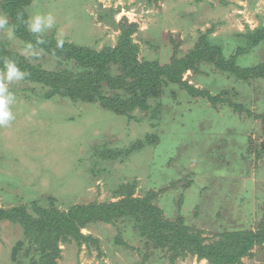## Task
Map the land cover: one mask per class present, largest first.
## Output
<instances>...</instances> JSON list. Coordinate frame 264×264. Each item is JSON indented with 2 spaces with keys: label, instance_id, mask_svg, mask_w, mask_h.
Listing matches in <instances>:
<instances>
[{
  "label": "rangeland",
  "instance_id": "rangeland-1",
  "mask_svg": "<svg viewBox=\"0 0 264 264\" xmlns=\"http://www.w3.org/2000/svg\"><path fill=\"white\" fill-rule=\"evenodd\" d=\"M49 13L55 17V26L44 34H55L68 42L97 50L116 44L120 30L115 26L125 17L129 22L138 23L142 30L141 34L134 35L140 42V57L155 59L160 49L158 45L169 44V33L177 40L178 37L182 39L181 49L185 51L195 45L200 31L212 29V37L229 39L237 32L246 31L248 26L255 29L264 25V0H33L28 7V19ZM8 29L12 30L10 24ZM0 39L16 53L33 57L32 62L44 69L66 66L55 56L28 49L27 44L16 36L9 40L6 30H0ZM149 42H154L157 47ZM249 57L250 60L242 59L241 64L263 62L264 47ZM189 77L191 79V72L185 74V78ZM7 86L15 95V102L11 105L14 119L8 125L0 126V207L9 209L24 204L33 211L34 201L48 206L52 196L60 209L69 210L73 204L117 200L121 197V194L116 197L120 185L137 181L135 196L150 190L160 192L166 216L176 217L173 204H177L180 194L172 191L175 188L171 191L169 188L177 173L173 171L184 164L181 157L174 165H165L170 153L159 154L151 147L136 152L128 160L107 163L101 159L100 163H93L94 149L104 145V141L109 147L123 148L144 138L147 133L155 132L156 128L149 120H143L138 114L141 120L129 122L126 117L96 103L74 102L61 97L43 98L47 89L25 79ZM262 87L256 91H242L237 101H264V84ZM211 92L219 93L215 89ZM192 106L201 111L211 104L200 101ZM258 108V105L252 106L253 110ZM215 110L222 122L230 124L231 136L239 124L246 128L255 145L250 140L227 138L223 149L216 142V154L223 156L219 163L199 166V160L204 162L205 158L198 157L190 161L189 170H182L185 175L194 173L196 168L209 170L208 174L193 176L196 183L190 188L192 192L197 188L200 191L210 184L211 190L204 195V202H200V211H204L201 217L187 215L194 213L196 200L189 191L180 208L189 224L204 230L207 242L217 239L225 230L257 229L264 202V153L259 158L255 151L256 144L264 147L263 121L235 118L231 110L222 105ZM201 127L206 129V124ZM102 168L106 171L100 172ZM180 181L174 187L179 188ZM164 188H167L166 192L161 191ZM125 227L122 221H99L82 228L85 236L99 242V248L85 242L79 246L77 241L60 239L61 257L56 261L59 264H170L168 259L161 258V253L147 248L138 236L131 234L130 227ZM119 233L123 240L114 244ZM38 245L19 223L0 220V264H37L41 254ZM252 251L254 256L244 257L243 263L264 264V246H257ZM205 263V260L188 256L174 264Z\"/></svg>",
  "mask_w": 264,
  "mask_h": 264
},
{
  "label": "trees",
  "instance_id": "trees-1",
  "mask_svg": "<svg viewBox=\"0 0 264 264\" xmlns=\"http://www.w3.org/2000/svg\"><path fill=\"white\" fill-rule=\"evenodd\" d=\"M32 2L0 0L1 12L8 17L17 38L27 45L31 43L35 50L59 58L60 63L66 66L56 70L44 69L32 62L33 57L16 53L0 39V71H3L6 59L13 60L28 73L25 80L47 89L42 94L43 98L61 97L74 102L96 103L105 110L126 117L129 122L141 120L138 115L141 114L143 120H149L156 128L155 132L147 133L144 138L123 148L109 147L104 141V145L95 147L93 163L98 164L101 159L107 163L128 160L136 152L151 147L159 154L170 153L169 162L165 165H174L180 157L184 161L180 168L173 171L177 173L170 182L169 190L175 188L172 191L180 194L177 204H173L177 215L172 219L166 216L167 210L161 205L160 192L150 190L135 196L137 181L120 185L116 197L119 194L121 197L117 200L73 204L69 210L60 209L52 196L48 206L34 201L31 206L33 211L24 204L9 209L0 207V220L19 223L27 235L39 243L41 254L37 264H59L56 258L61 257L58 248L60 239L64 242L77 241L79 246L85 242L99 248L97 240L81 232L82 228L99 221L124 222L125 228L130 227L131 234L138 236L147 248L161 253V258L168 259L170 264L188 256L196 257L198 261L205 260V264H244V257H253L252 249L264 246V202L257 229L225 230L212 242H207L203 229L186 221L180 208L189 191L196 200L194 213L187 215L201 217L204 211H200V202H204V195L211 190L208 184L200 191L196 185L197 190L191 191L196 183L193 176L208 174L209 170L196 168L194 173L187 172L185 175L182 170H189L190 161L202 157L205 161L199 160V166L216 165L223 158L222 154H216L217 143L223 149L230 138L250 140L255 145L246 128L239 124L231 136L230 124L222 122L214 109L222 105L228 107L235 118L261 119L264 123V111H261L264 101H237L242 91L263 89L264 61L245 65L241 64V60H250L253 52L264 47V25L255 29L248 26L246 31L237 32L229 39L212 37V29L200 31L195 45L185 51L181 49L182 39L178 37L177 40L173 33H169V44L158 45L160 49L156 58L147 59L140 57V42L134 36L135 33H142L139 24L129 22L125 17L115 26L120 30L116 44L101 50L68 42L55 34H39L44 40L43 44H39L37 34L26 27L28 7ZM58 38L64 41L62 48L57 47ZM149 43L157 47L154 42ZM187 72H191V79L185 78ZM213 89L219 93L211 92ZM199 100L205 104L210 102L211 107L194 110L192 105ZM254 105L259 108L253 110ZM186 115L188 117L183 118ZM205 124L206 129H202ZM255 149L261 158L264 147L256 144ZM104 171L106 168L100 172ZM178 181L181 185L174 187ZM216 183L219 184L218 181ZM163 190L166 192L167 188ZM122 240V233H119L114 244ZM17 249H20L19 245Z\"/></svg>",
  "mask_w": 264,
  "mask_h": 264
},
{
  "label": "clouds",
  "instance_id": "clouds-1",
  "mask_svg": "<svg viewBox=\"0 0 264 264\" xmlns=\"http://www.w3.org/2000/svg\"><path fill=\"white\" fill-rule=\"evenodd\" d=\"M8 17L0 13V30H6L7 38L12 40L15 38L14 30L8 29ZM55 26V17L49 13L47 15L37 14L29 18L26 23L28 31L37 34V43L43 44L44 40L39 34L50 30ZM64 41L57 39V47L62 48ZM28 49H32L33 45L29 43ZM28 73L21 70V68L13 60L6 59L3 63V71L0 73V126H6L14 119L11 105L15 102V95L9 91L8 84L13 81H20L26 78Z\"/></svg>",
  "mask_w": 264,
  "mask_h": 264
}]
</instances>
